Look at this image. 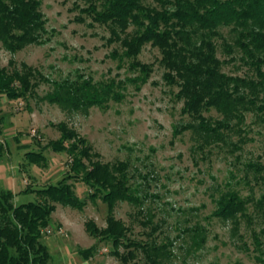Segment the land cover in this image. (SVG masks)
Wrapping results in <instances>:
<instances>
[{
  "label": "rangeland",
  "instance_id": "rangeland-1",
  "mask_svg": "<svg viewBox=\"0 0 264 264\" xmlns=\"http://www.w3.org/2000/svg\"><path fill=\"white\" fill-rule=\"evenodd\" d=\"M39 1L46 22L43 43L15 54L0 43V68L20 71L21 64H26L40 75L35 79L37 87L25 98L9 100L0 95V192L10 191L17 206L38 202L36 190L67 176L70 157L46 147L61 136L53 125L64 123L88 142L100 162L127 165L126 176L138 204L117 203L114 217L128 228L129 240L164 245L161 264H264V123L260 115L243 113L228 128L207 136L198 120L183 113L184 99L177 97L180 88L163 80L156 47L144 45L137 57L152 70L142 83L140 74L129 69L130 61L113 56L114 52L121 55L119 40L125 36L114 37L110 26L91 23L81 12L88 7L87 0ZM103 3L94 0L99 10ZM142 4L172 9L157 0ZM254 26L264 31V22L232 21L219 26L214 35L189 29L183 38L193 52L202 42H210L227 77L255 80L239 46ZM134 31L130 26L126 33ZM80 76L97 85L113 83L121 100L111 99L106 109L92 107L86 112L64 111L43 100L53 89L50 82ZM201 115L212 126L223 121L213 108L202 110ZM30 152L42 153L44 160L32 162ZM257 167L263 171L256 172ZM67 183L86 205L78 211L56 204L41 239L50 254L48 264H122L112 256L111 242L85 232L89 220L100 229L106 227V205L99 198L89 199L92 191L85 184ZM227 191L245 201L247 219L212 216L216 201ZM93 246L95 254L85 258L83 251ZM116 250L125 251L123 246ZM128 264H145V259L138 251Z\"/></svg>",
  "mask_w": 264,
  "mask_h": 264
},
{
  "label": "trees",
  "instance_id": "trees-1",
  "mask_svg": "<svg viewBox=\"0 0 264 264\" xmlns=\"http://www.w3.org/2000/svg\"><path fill=\"white\" fill-rule=\"evenodd\" d=\"M81 12L91 23L111 27L120 41L121 55L114 57L130 61L129 69L138 72L145 83L151 74V66L137 60L142 47L150 44L160 54V65L164 69L163 80L177 85V97L184 99L183 113L199 121L200 129L210 136L217 129L228 128L233 119H242L243 113H256L264 123V31L252 27L247 41L239 46L246 54L256 79L227 77L221 72L222 63L215 57L213 45L202 42L194 50L186 48L184 36L189 29L216 34L219 26L232 21L244 24L264 22V0H157L172 9L157 10L142 4L143 0H104L101 10L94 0ZM39 0H0V43L4 50L15 54L30 45L42 44L45 20L40 11ZM79 20V19H78ZM82 21V20H79ZM253 25V24H252ZM135 28L132 34L126 31ZM11 61L9 66H11ZM40 75L30 66L21 64L20 71L0 68V95L9 100L25 98L37 87ZM35 80V82H34ZM53 89L43 98L49 104L64 111L86 112L92 107L107 108L109 100L120 101L113 83L97 85L82 76L50 82ZM215 109L223 121L214 126L201 115L204 109ZM61 134L57 141L46 147L55 152H65L71 159L67 176L56 185L35 191L40 201L15 205L10 191L0 192V264H48L50 254L41 243L43 230L50 225V216L56 204L81 211L85 207L67 181L81 182L91 189L89 199H100L106 205V227L98 228L91 220L84 224L85 232L98 241L111 242L115 249L111 254L122 264L136 258L139 251L145 264H161L165 256L164 245L155 242L139 243L129 240L128 228L114 217V208L119 202L138 204L131 192L126 176L125 163L104 164L96 159L88 142L70 130L66 124L53 125ZM69 142V143H68ZM32 162L43 161L42 153L30 152ZM96 159V160H94ZM86 162V163H85ZM256 172L263 168H256ZM213 217L236 221L247 219L246 203L234 191L224 192L216 201ZM125 241V242H124ZM124 247L122 253L116 250ZM95 246L83 251L85 258L95 254Z\"/></svg>",
  "mask_w": 264,
  "mask_h": 264
},
{
  "label": "built area",
  "instance_id": "built-area-1",
  "mask_svg": "<svg viewBox=\"0 0 264 264\" xmlns=\"http://www.w3.org/2000/svg\"><path fill=\"white\" fill-rule=\"evenodd\" d=\"M47 231V233H49V231L48 230H46Z\"/></svg>",
  "mask_w": 264,
  "mask_h": 264
}]
</instances>
